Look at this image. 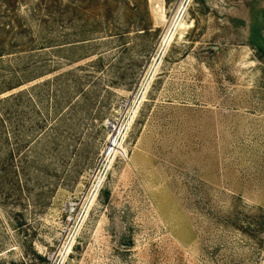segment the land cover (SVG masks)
I'll use <instances>...</instances> for the list:
<instances>
[{"label": "rangeland", "instance_id": "1", "mask_svg": "<svg viewBox=\"0 0 264 264\" xmlns=\"http://www.w3.org/2000/svg\"><path fill=\"white\" fill-rule=\"evenodd\" d=\"M1 53L0 264H264V0H0Z\"/></svg>", "mask_w": 264, "mask_h": 264}, {"label": "built area", "instance_id": "2", "mask_svg": "<svg viewBox=\"0 0 264 264\" xmlns=\"http://www.w3.org/2000/svg\"><path fill=\"white\" fill-rule=\"evenodd\" d=\"M140 86V85H139ZM139 88V87H138ZM137 88V89H138ZM137 90H135V92L133 93L134 94H137L136 93ZM142 97V95L140 96V98ZM134 100V98H131L130 100V103H129V107H128V112L126 114V118H132L131 117V109H130V106L132 104V101ZM140 100H138L139 102ZM139 105V104H138ZM124 122H122L121 126H119L115 132V136L113 135V141L111 144H113L114 140H116V142H120L121 141V133L123 132V129H125V125H126V119H125V123L123 124ZM121 128V129H120ZM120 129V130H119ZM121 143V142H120ZM109 147V146H108ZM110 148V147H109ZM108 149V148H107ZM105 156H104V159H103V163H101V165L97 168L94 176H93V179L91 181V184H90V187L89 189L87 190L86 194H85V197H84V202H85V205H89L90 202L98 195L99 191L101 190V186L104 182V179H105V176L110 168V163L109 161L113 158V154L112 152H110L111 156L108 155L107 151H105ZM102 176V180H100V177ZM68 212L70 214V216H77V215H80V209H78L76 207V204L75 203H72L68 206ZM78 219V218H77ZM76 219V220H77ZM75 220V221H76ZM79 221V219H78ZM77 224V223H75ZM73 225V224H72ZM75 235H76V226H72L68 229L67 233H66V236L64 237L60 247H59V250L62 248V245L65 244V243H70V249L72 247V244L75 240ZM59 254V253H58Z\"/></svg>", "mask_w": 264, "mask_h": 264}, {"label": "trees", "instance_id": "3", "mask_svg": "<svg viewBox=\"0 0 264 264\" xmlns=\"http://www.w3.org/2000/svg\"><path fill=\"white\" fill-rule=\"evenodd\" d=\"M2 56H4V54H3V53H1V54H0V57H2Z\"/></svg>", "mask_w": 264, "mask_h": 264}, {"label": "bare ground", "instance_id": "4", "mask_svg": "<svg viewBox=\"0 0 264 264\" xmlns=\"http://www.w3.org/2000/svg\"><path fill=\"white\" fill-rule=\"evenodd\" d=\"M182 14H183V12H182ZM182 14H181V15H182Z\"/></svg>", "mask_w": 264, "mask_h": 264}]
</instances>
